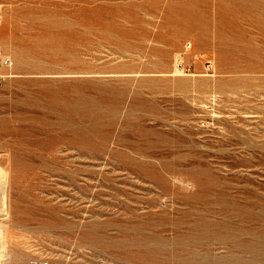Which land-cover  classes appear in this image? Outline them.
<instances>
[{
    "label": "rangeland",
    "instance_id": "obj_1",
    "mask_svg": "<svg viewBox=\"0 0 264 264\" xmlns=\"http://www.w3.org/2000/svg\"><path fill=\"white\" fill-rule=\"evenodd\" d=\"M0 49V263L264 264V0H0Z\"/></svg>",
    "mask_w": 264,
    "mask_h": 264
},
{
    "label": "built area",
    "instance_id": "obj_2",
    "mask_svg": "<svg viewBox=\"0 0 264 264\" xmlns=\"http://www.w3.org/2000/svg\"><path fill=\"white\" fill-rule=\"evenodd\" d=\"M12 64L10 55L0 49V85L8 76L12 75L10 72Z\"/></svg>",
    "mask_w": 264,
    "mask_h": 264
},
{
    "label": "bare ground",
    "instance_id": "obj_3",
    "mask_svg": "<svg viewBox=\"0 0 264 264\" xmlns=\"http://www.w3.org/2000/svg\"><path fill=\"white\" fill-rule=\"evenodd\" d=\"M2 40H4V39H2ZM1 40V41H2ZM7 41V40H6ZM6 43V42H5ZM2 44V43H1ZM9 45V44H8ZM11 48H12V46H11ZM10 51H11V49H10ZM9 51V52H10ZM19 51H20V49H19ZM22 52V51H21ZM18 54H20V53H18ZM23 54V53H22ZM15 56H17V54H15ZM24 57V56H23ZM27 58V57H26ZM15 60V59H14ZM15 63H16V60H15ZM20 65H21V63H19ZM175 71L177 72V69H175ZM2 196V195H1ZM5 196V195H4ZM2 198V197H1ZM3 201V200H2ZM3 202H1V204H2ZM3 205H4V203H3ZM2 208V207H1ZM0 208V209H1ZM4 212V211H3ZM2 213V212H1ZM1 220V219H0ZM2 221V220H1ZM3 229H4V227H3ZM1 227H0V246L2 245L3 246V244L4 243H6L5 242V238H4V230H3ZM2 251V250H1ZM0 264H2V263H0ZM3 264H4V262H3Z\"/></svg>",
    "mask_w": 264,
    "mask_h": 264
},
{
    "label": "crops",
    "instance_id": "obj_4",
    "mask_svg": "<svg viewBox=\"0 0 264 264\" xmlns=\"http://www.w3.org/2000/svg\"><path fill=\"white\" fill-rule=\"evenodd\" d=\"M10 72L12 73V67H11V69H10ZM12 76H14V74H13V73H12V75H11V76H8L7 78H9V77H12ZM7 78H6V79H7ZM6 79H5V80H6ZM5 80H4V82H5ZM4 82H3V83H4ZM3 83H2V84H3ZM2 84H1V85H2ZM1 85H0V86H1Z\"/></svg>",
    "mask_w": 264,
    "mask_h": 264
}]
</instances>
